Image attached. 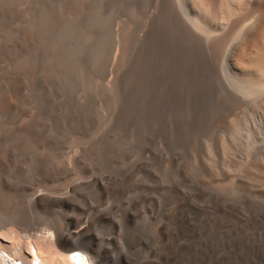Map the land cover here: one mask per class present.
I'll use <instances>...</instances> for the list:
<instances>
[{
	"label": "bare ground",
	"instance_id": "1",
	"mask_svg": "<svg viewBox=\"0 0 264 264\" xmlns=\"http://www.w3.org/2000/svg\"><path fill=\"white\" fill-rule=\"evenodd\" d=\"M13 1L7 0V4ZM45 5L47 10L43 6L31 18L27 14L19 29L4 34L0 42V63L2 58L7 61L11 57L16 75L24 76L34 60L44 53L47 58L42 63V74L35 77L36 85L56 80L54 89L65 82L76 87L75 66L86 61L92 86L102 74L107 76L116 42L112 27L118 17L127 15L129 20L122 38L124 49L116 82L113 86L109 84L110 88L103 84L100 94L92 93L86 102L68 110L65 106H51L49 99L39 97L41 113L31 125L9 129L0 123V140L8 139L0 151V220L4 218L0 221V237L12 239L23 234L24 240L17 247V255L0 247L3 258L0 264H8V256L13 257L12 264H74L70 255L75 252L82 253L83 264H177L175 260L183 257L185 248H217L210 245V238L218 248L230 245L240 248L247 239L252 241L248 248H264L263 209L250 201L245 208L235 209L219 199L190 206L191 197L205 193L204 182L220 179L223 174L203 164L202 177H195L196 186L182 193L181 184L162 173L164 157L157 149V142L166 140L172 120L179 125L191 123L195 132L198 131L209 96H215L218 107L226 110L220 121L224 134L217 140L218 147L232 153L244 151L247 138L256 143L264 141V0H70L67 15L62 17L53 14L54 6ZM90 32L93 36L86 41ZM36 44L42 47L38 55L33 53ZM118 48L115 53H119L121 48ZM27 50L30 53L26 55ZM13 74L0 78V113H12L19 106L17 92L22 81L16 80ZM190 96L196 98L193 115L184 111ZM57 108L69 113L66 115L71 131L66 137L60 134L63 121L49 114L50 109ZM113 111L118 114L110 134L94 142L97 130L105 125ZM51 125H55L56 134L47 136L46 130ZM130 128L138 130V149L146 147L147 152L127 172L114 174L111 164L115 159H124V154L116 155L115 149L122 146ZM73 138L80 144L93 140V145L78 158L67 157V149L75 144L71 142ZM44 144L48 150L41 154L40 147ZM261 149V160L254 166L234 161L232 171L243 175V187L252 184L256 177H264V145ZM184 151L190 159L191 143ZM15 159L21 161L17 167L13 165ZM187 165H183L184 169L181 167L180 182L189 174ZM139 172H144L145 177L136 184L132 177ZM68 177L74 179L58 187L45 183ZM166 184H170L171 193L162 196L161 190ZM134 187H140L142 194L138 200L126 201V191ZM163 198L165 203L161 209ZM134 221L138 227L130 228ZM198 234H204L205 241H199ZM223 235L226 236L222 238ZM229 235L233 236L231 241ZM258 235L262 236L261 241ZM28 239L33 241L27 242ZM66 246L70 249L61 260L46 257L47 252L50 256L60 255L59 250ZM137 247L142 248L139 253L134 252ZM246 259L248 255L219 264H247ZM179 261L178 264H183Z\"/></svg>",
	"mask_w": 264,
	"mask_h": 264
},
{
	"label": "rangeland",
	"instance_id": "2",
	"mask_svg": "<svg viewBox=\"0 0 264 264\" xmlns=\"http://www.w3.org/2000/svg\"><path fill=\"white\" fill-rule=\"evenodd\" d=\"M15 1V0H14ZM9 2L7 4V0H0V42L3 40V36H5L7 33H11L12 31H16L18 30L20 27V25L26 20V16L27 14L30 13V18L31 16H35L38 12V10H41V7L44 6L43 9H45L47 6L45 5L46 3L51 6V8L53 9V14L58 15L59 17L67 15V4L68 1L70 0H16L15 2ZM21 1V2H20ZM23 1V2H22ZM66 1V2H64ZM3 2V5H1ZM19 2V3H18ZM32 2V3H31ZM34 2V3H33ZM58 2V3H56ZM39 3V4H38ZM55 3V4H54ZM63 3V4H62ZM14 5V6H13ZM33 8L32 9V6ZM16 6V7H15ZM29 6V8H27ZM48 6V7H49ZM9 7V8H6ZM40 7V8H38ZM60 7V8H59ZM26 8V9H25ZM59 8V9H58ZM2 9V10H1ZM11 9V10H10ZM24 9V10H23ZM64 9V10H63ZM23 10V11H22ZM36 10V11H34ZM47 10V8H46ZM2 11V12H1ZM13 11V12H12ZM15 11V12H14ZM28 11V12H27ZM56 11V13H55ZM59 11V12H58ZM62 11V12H61ZM67 11V12H65ZM6 12V13H5ZM59 14H58V13ZM8 13V14H7ZM20 13V14H19ZM35 13V14H34ZM24 14V15H23ZM12 15V16H11ZM20 15V16H19ZM23 15V16H22ZM19 16V17H18ZM3 17V18H2ZM7 17V18H6ZM10 17V18H9ZM16 17V18H14ZM121 17V18H120ZM118 17L112 27V31H113V38L116 40V42H114V47L113 50L111 52V57L109 60V64H108V73H107V78L104 76V74H102L104 76H101L99 78H97V80H95L96 82H94V84L92 83V86L89 82L90 78L88 77L89 74V67H88V63L86 61H81L80 63H78V65L81 66H75L76 71H74L75 77L77 76L78 78V83L76 87L72 86V83L70 82H65L62 87H57L54 89V86L56 85V80L53 81V83H44V84H38L36 85L35 80L40 77V75L42 74V65L45 63L47 56H45V54L43 53L42 55L38 56L35 60H34V64L30 65L31 68L29 69V72L23 74L22 75H16L14 73V65L11 62V57H9L7 59V61L4 60V58H2V62L0 63V78L4 77V76H8L13 74V77L18 80L20 79L22 81V86H20L18 88V92H17V100L19 99L20 101L18 102L16 106V108L14 109V111H12V113H0V123H5V125L9 128V129H16V128H24L28 125H31L36 119H38L40 113H41V105L38 101V98L41 97H46L47 99H49V101L51 102V106H65L67 107V110L69 107H74L76 104L78 103H84L87 101V99H89L92 95V93L95 95H98L101 93L104 85H106V87L108 86L109 88L111 86H113V84L116 82L117 78H118V70L120 69V60L123 54V49H124V43H123V29L125 27V25L128 23L129 17L126 15H122ZM22 18V19H21ZM125 18V19H124ZM128 18V19H127ZM8 19V20H7ZM124 19V20H123ZM12 20H14L12 22ZM20 21V22H19ZM118 23H117V22ZM19 22V23H17ZM125 22V23H123ZM17 23V24H15ZM122 23V25H121ZM12 24V26H11ZM19 24V25H18ZM27 24L29 25L30 22H27ZM6 25V26H5ZM118 25V26H117ZM6 28V29H5ZM5 29V30H4ZM114 29V30H113ZM3 30V31H1ZM120 30V31H119ZM119 33V35H118ZM5 34V35H4ZM90 34V35H89ZM89 34L86 35L85 40H89L92 36H93V32H90ZM89 35V36H88ZM88 36V38H87ZM91 36V37H90ZM118 37V38H117ZM120 38V39H119ZM118 39V40H117ZM119 43H118V42ZM123 44H122V43ZM121 43V44H120ZM120 44V45H119ZM118 48V52L119 53H115L117 52L116 49ZM40 46H38V44H36L33 53L37 54L40 53ZM38 52H37V51ZM122 51V53H121ZM37 52V53H36ZM30 50H27V52H25V54H29ZM32 53V54H33ZM113 53V54H112ZM116 55V56H115ZM115 56V58H114ZM41 57V58H40ZM44 57V58H43ZM114 58V59H113ZM44 59V60H43ZM37 60V61H36ZM112 60V61H111ZM115 61V62H114ZM117 61V62H116ZM39 63V64H36ZM10 63V64H9ZM43 63V64H42ZM113 63L115 65H113ZM85 65V67L83 66ZM117 65V66H116ZM36 66V67H35ZM110 66V67H109ZM39 67V68H37ZM114 67V68H113ZM33 68V69H32ZM80 68V69H79ZM39 69V70H37ZM85 71V73H84ZM33 72V73H32ZM5 73V74H4ZM7 73V74H6ZM41 73V74H40ZM4 74V75H3ZM29 74V75H28ZM39 74V75H38ZM80 74V75H78ZM113 78H112V75ZM16 75V76H15ZM28 75V76H27ZM31 75V77H30ZM111 78H110V77ZM34 77V78H33ZM37 77V78H35ZM75 77H73L74 79H76ZM109 77V78H108ZM32 80H31V79ZM71 79L74 81V79ZM24 79V80H23ZM29 79V80H28ZM113 81V83L111 82V80ZM80 80V81H79ZM87 80V81H86ZM111 82H109V81ZM24 81V82H23ZM71 81V82H73ZM84 81V82H83ZM106 81V82H103ZM99 82V85H98ZM101 82V84H100ZM24 83V85H23ZM26 83V84H25ZM35 83V84H34ZM70 83V84H69ZM108 83V85H107ZM46 84V85H45ZM52 86H51V85ZM66 84V85H65ZM68 84V85H67ZM88 84V85H87ZM97 84V85H96ZM104 84V85H103ZM111 86H110V85ZM61 85V84H60ZM95 85V86H94ZM101 85V86H100ZM30 86V87H29ZM58 86V85H57ZM66 86V87H65ZM85 86V87H84ZM99 86V87H98ZM65 87V88H63ZM89 87V88H88ZM93 87V89H92ZM97 87V91L95 88ZM24 88V89H23ZM27 88V90H26ZM30 88V90H29ZM70 88V89H69ZM85 88V89H84ZM99 88V89H98ZM35 89V90H34ZM57 89V91H56ZM76 89V90H75ZM83 89V90H82ZM92 89V90H91ZM24 90V92H23ZM66 90H67V94H66ZM79 90V91H78ZM87 90V91H86ZM39 91V92H38ZM61 91V93H60ZM69 91V92H68ZM81 91V92H80ZM83 91V92H82ZM93 91V92H91ZM41 92V93H40ZM51 92V93H50ZM71 92V93H70ZM80 92V93H79ZM22 93V94H21ZM26 93V94H25ZM62 97H61V95ZM54 94V95H53ZM71 94V95H70ZM78 94V96H77ZM82 94V95H81ZM84 94V95H83ZM87 94V95H86ZM73 95V96H72ZM72 96V97H71ZM86 96V97H85ZM90 96V97H89ZM24 97V99H23ZM66 97V98H65ZM69 97V98H67ZM71 97V98H70ZM89 97V98H88ZM214 97L215 96H209L207 98V101L205 102V109H204V113H203V122L201 124H199V126L197 128L198 129V133L195 132L196 128L193 126V124L191 123H186L183 125H179V124H173V120L171 122V124L169 125V133L167 134V138L166 140L161 139L157 142V149L162 151L163 153V157H164V161H163V169H162V173L168 177H170L174 183H180L181 187L180 190L182 193H187L188 190L192 189L193 186L195 187L197 184V181H195V177L196 179H199L200 176L202 177V167L203 164L208 165L210 167H213L215 169V171L217 170V174H223L221 175L219 178L220 179H215V180H211L208 181L207 183L204 182L202 184V187L204 188L203 190H205V193L203 194H197L196 197H191L189 199V204L190 206H194L195 204H197V202H202V203H210V201L212 199H219V200H223V202L227 205H230L232 207H234L235 209H243L245 208V206L247 205V201H250L252 205H256V207L258 206L259 209H263L264 210V177H256L255 181L252 182V184H250L249 186H244L242 185V180H243V175L242 174H238L240 173V171H232V169L235 166V162L236 161H240L243 165L246 166H254L256 165L258 162V160H261L262 157V149L261 147L264 145V141H258V143H256L257 141L251 140V138L245 139L244 141V145H243V149L246 153L245 157L244 154L241 152H244L242 149L237 150L236 152L231 150H227L225 148H220L217 146V140H219V138L222 136V134H224L222 132V130L220 129V121L222 119V117L225 115V109L223 107H218V105L215 103L214 101ZM82 100L81 102L77 100ZM83 98V99H82ZM97 100H100V96H97ZM212 98V99H211ZM28 99V100H27ZM33 99V100H32ZM25 100V101H24ZM62 100V101H61ZM188 101H185V108L184 111L185 113L188 115L190 114H194L196 110V98H194L193 96H190L188 99H186ZM194 100V101H193ZM68 101V102H67ZM70 101V103H69ZM192 101V102H191ZM74 102V103H73ZM77 102V103H76ZM56 103V104H55ZM73 103V104H71ZM193 103V104H192ZM213 103V104H212ZM24 104V105H23ZM67 104V105H66ZM207 104V105H206ZM70 105V106H69ZM216 106V107H215ZM38 107V108H37ZM40 109V110H39ZM210 109V110H209ZM18 110V111H17ZM63 110V108H57L52 110H49V114L50 116L53 114V118L56 119L57 121H63L61 123V132L60 134H64L62 136L66 137L70 134L71 128L68 125V111ZM30 111V112H29ZM52 111V112H51ZM58 111V112H57ZM218 112V113H217ZM37 113V114H36ZM66 113H68V115H66ZM115 113V114H114ZM209 113V114H208ZM211 113V114H210ZM216 113V114H215ZM220 113V114H219ZM58 114V115H57ZM118 112L117 111H113L111 112V114L109 115L110 117H108V119L106 120V123H104L99 130H97L96 132V136L94 137V142H96L95 140H100L101 137L103 138L105 135L110 134L111 130H112V125L114 126V123L116 121V117H117ZM208 114V115H207ZM8 115V116H7ZM22 115V116H21ZM28 115V116H27ZM114 115V117H113ZM210 115V116H209ZM4 116V117H3ZM36 116V117H35ZM57 118H56V117ZM33 117V118H32ZM208 118V119H207ZM218 118V120H217ZM115 119V120H114ZM215 119V120H212ZM3 120V122H2ZM66 120V121H65ZM68 120V121H67ZM210 120V121H209ZM169 121V120H167ZM110 122V123H109ZM15 123V124H14ZM18 123V124H17ZM217 123V124H215ZM22 124V125H21ZM215 124V125H214ZM13 125V126H12ZM81 125H83L82 123L79 124V127H82ZM108 125V126H107ZM157 125V124H156ZM156 125H154V128L156 127ZM217 125V127H216ZM12 126V127H11ZM107 126V127H106ZM210 126V127H209ZM11 127V128H10ZM53 127V128H52ZM207 127V128H206ZM52 128V130H51ZM67 128V131H66ZM107 130H106V129ZM110 128V129H108ZM48 130H46V135L47 136H52L55 135V125H51L47 128ZM104 129V130H103ZM134 129V130H133ZM209 129V130H208ZM213 129V130H212ZM110 130V131H109ZM96 131V130H95ZM94 131V132H95ZM99 131V132H98ZM109 131V132H108ZM136 131H138L136 128H130L129 131V136L124 137V142L121 143L122 146L117 147L115 149V154L122 156L124 154V159H115L111 164L112 170L114 172V174L119 173V171L122 172H127V170L129 168H131L132 166H134L137 162H139L143 155V153L147 152V149L145 147V150L143 149H138V137L136 136ZM200 131V132H199ZM176 132H178L176 134ZM189 135H188V133ZM100 135H99V134ZM194 133V135H193ZM203 133V134H202ZM221 134V135H219ZM103 135V136H102ZM192 135V137L190 136ZM205 135V136H204ZM175 136V137H174ZM180 136V137H179ZM183 136V137H182ZM212 136V137H211ZM133 137V138H132ZM136 137V138H135ZM178 137V139H177ZM193 137L197 138V139H193ZM199 137V138H198ZM130 138V139H129ZM175 138V139H174ZM185 138V139H182ZM204 138V139H203ZM74 139V138H73ZM71 139L72 143H75V139L73 140ZM191 141H190V140ZM8 139H3L0 140V151H2L4 149V145L6 143ZM168 140V141H167ZM176 140V141H175ZM181 140V141H180ZM204 140V141H203ZM133 141V142H132ZM212 141V142H211ZM91 142V143H90ZM88 143L85 144H80V143H75L73 144L71 147H69L67 149V157H74V158H78L81 156V154H83L85 151H88V149H90L93 145V140L90 141ZM129 142L131 144H129ZM207 142V143H206ZM209 142V143H208ZM248 142V143H247ZM137 143V144H136ZM168 143V144H167ZM179 143V144H178ZM191 143V157L190 159H188L185 155V151L184 149L186 147H188V144ZM201 145H200V144ZM263 145H262V144ZM161 144V145H159ZM166 144V145H165ZM170 144V145H169ZM213 144V145H212ZM258 144V145H257ZM204 145V146H203ZM208 145V146H207ZM249 145V146H247ZM45 146V147H44ZM41 145L40 147V153L41 154H45L48 150V146L44 144ZM91 146V147H90ZM128 146V147H127ZM164 146V148H163ZM200 146V147H199ZM204 147V155H201V149L202 147ZM83 147V148H82ZM88 147V148H87ZM144 147V146H143ZM142 147V148H143ZM172 147V148H171ZM183 147V148H182ZM215 147V148H214ZM43 148V149H42ZM71 148V150H70ZM81 150H80V149ZM87 150H86V149ZM134 148V149H133ZM170 148V149H169ZM217 148V149H216ZM249 150H247V149ZM257 148V149H256ZM46 149V150H45ZM73 149V150H72ZM124 149V151H123ZM126 149V150H125ZM137 151H136V150ZM178 149V150H177ZM216 149V150H215ZM220 149V150H219ZM259 149V150H258ZM77 150V151H76ZM120 150V151H119ZM129 150V151H128ZM140 150V151H139ZM143 150V151H142ZM196 150V151H195ZM210 150H214V151H209ZM242 150V151H241ZM250 150H252L250 152ZM72 151V154H71ZM81 151V152H80ZM134 151V153H133ZM170 151V152H169ZM173 151V152H172ZM178 151V152H177ZM182 151V152H181ZM218 153H217V152ZM230 151V152H228ZM259 153H258V152ZM75 152V153H74ZM80 152V154H79ZM125 152V153H124ZM131 152V153H130ZM195 152V153H194ZM212 152V153H211ZM234 152V153H233ZM250 154H249V153ZM129 153V154H128ZM138 153V154H137ZM166 153V154H165ZM168 153V154H167ZM182 153V154H181ZM194 153V154H193ZM210 153V154H209ZM216 153V155H215ZM237 153V154H236ZM256 153V154H255ZM77 154V155H76ZM177 154V155H176ZM224 154V155H223ZM235 154V155H234ZM248 154V155H247ZM70 155V156H69ZM72 155V156H71ZM127 155V156H125ZM134 155V157H133ZM138 155V156H137ZM141 155V156H140ZM214 155V156H213ZM231 155V156H230ZM261 155V156H260ZM117 156V157H119ZM234 156V157H233ZM248 156V158H247ZM131 157V158H130ZM136 157V158H135ZM209 157V158H208ZM212 157V158H211ZM226 157V158H224ZM233 157V158H232ZM237 157V158H236ZM244 157V158H243ZM140 158V159H139ZM168 158V159H167ZM223 158V159H222ZM229 158V159H228ZM180 161H179V160ZM197 159V160H196ZM213 159V160H212ZM218 159V160H217ZM227 159V160H226ZM236 159V160H235ZM127 160V162H126ZM131 160V162L129 161ZM182 160V161H181ZM223 160V161H222ZM225 160V161H224ZM243 160V162L241 161ZM209 161V162H208ZM230 164H229V162ZM232 161V162H231ZM235 161V162H234ZM257 161V162H256ZM15 162V163H14ZM20 160L15 159L13 160V165L14 167H17L20 164ZM116 162V163H115ZM122 162V163H120ZM124 162V163H123ZM129 162V163H128ZM133 162V163H132ZM136 162V163H135ZM192 162V163H191ZM195 162V163H194ZM201 162V163H200ZM224 162V163H223ZM119 163V164H118ZM219 163V164H218ZM228 165H227V164ZM18 164V165H17ZM122 164V165H121ZM171 164V165H170ZM188 164V170L186 172H188L189 174L186 175L185 179H181L180 182V173H182V170L184 169V166ZM232 164V165H231ZM184 165V166H183ZM198 165V166H197ZM114 166V167H113ZM122 166V167H121ZM168 166V167H167ZM125 167V168H124ZM173 167V168H171ZM176 167V170H175ZM181 167L183 169H181ZM223 167V168H221ZM229 168V169H228ZM124 169V170H123ZM181 169V171H180ZM227 169V170H226ZM191 170V171H190ZM226 170V171H225ZM12 172V171H11ZM14 172V171H13ZM12 172V173H13ZM194 172V173H193ZM198 172V174H197ZM220 172V173H219ZM230 172V173H229ZM232 172V173H231ZM27 174V171L25 172ZM174 173V174H173ZM224 173H228L226 175H224ZM236 173V174H235ZM138 174V175H137ZM140 174V175H139ZM168 174V175H167ZM238 174V178H236ZM140 176V177H138ZM145 177V173L144 172H139L136 173L135 175H133V182L135 180L136 184L139 183L140 180H142ZM141 178V179H140ZM229 178V179H228ZM235 180L233 181L234 183L232 184L231 181L232 179ZM261 178V179H260ZM72 179H74L73 177H68V178H63V179H54V180H49V182H45L47 183V185H49L50 187H58L60 185H64L67 184L68 182L72 181ZM262 180V181H261ZM138 181V182H137ZM214 181V182H213ZM227 181H230L227 183ZM134 182V183H135ZM225 183V184H224ZM185 184V185H184ZM205 184V185H204ZM222 184V186L220 185ZM190 185V186H189ZM216 185V186H215ZM234 187H233V186ZM260 185V186H259ZM169 186V187H168ZM222 188H219V187ZM164 188H162L161 190V195L163 196H167L171 193V187L170 184H166L163 186ZM246 187V188H245ZM250 189H249V188ZM224 188V189H223ZM230 188V189H229ZM233 188V190H232ZM244 188V189H243ZM135 189V190H134ZM208 189V190H207ZM223 189V190H222ZM241 191H240V190ZM238 193H237V192ZM260 191V192H259ZM131 192V193H130ZM216 192V193H215ZM237 193V195H236ZM248 193V194H247ZM254 193V194H253ZM142 194V189L140 187H134L132 189H130L129 191H126L125 193V200H138L139 196ZM211 194V195H210ZM223 194V195H222ZM229 194V195H228ZM239 194V195H238ZM128 195V196H127ZM209 195V196H208ZM254 195V196H253ZM134 196V197H133ZM215 196V197H214ZM231 196V197H230ZM247 196V198H246ZM259 198H258V197ZM263 196V197H262ZM127 197V198H126ZM133 197V198H132ZM213 197V198H212ZM198 198V199H197ZM241 198V199H240ZM249 198V199H248ZM117 199V196H116ZM205 199V200H204ZM235 199V200H234ZM199 200V201H198ZM164 198L162 199L161 202V209L164 208ZM235 203H234V202ZM239 204V205H238ZM15 206V204H13ZM12 205V207H14ZM17 207V206H16ZM4 218H2L0 221H2ZM202 220H204V217L202 218ZM215 221V220H213ZM7 222V221H6ZM136 223V224H135ZM134 225V226H133ZM138 222L134 221L131 222L130 224V228H136L138 227ZM11 229V227H10ZM210 234H207V237H209ZM226 235H223L222 238H224ZM23 234L21 236H17L16 238H12V239H7V238H3L0 237V247L1 248H8L12 251L13 255H17V247L19 246V244L21 242H24L23 240ZM205 235L204 234H198L197 239L199 241H205ZM235 238H238V235H234ZM258 240L261 241L262 240V236L258 235L257 236ZM260 238V239H259ZM187 237L185 239H183L181 241L184 242L186 241ZM233 239V236H228V240L231 241ZM31 239H28L27 242H29ZM26 241V239H25ZM33 241V240H31ZM30 241V242H31ZM180 242V241H179ZM251 239H247L246 243L243 244L240 248H236V246L234 245H230L227 248H218V246L215 244V241L213 240V238H210V245L212 247H217V248H185V251L183 253V259L182 258H176L175 263L178 264V261L181 260L183 262V264H219V263H223L224 261H232L233 258L235 257H240V256H246L248 255V259H246L247 264H264V248H248V245L251 243ZM70 249V246H66L63 249L59 250V254L60 255H55V256H50L49 252H47V256L48 259H55V257L58 260H61L63 258V256L65 254H67V250ZM208 249V250H207ZM210 249V250H209ZM142 250V248H134V252L135 253H139ZM189 251V252H188ZM202 251V252H201ZM188 252V253H187ZM208 252V253H207ZM200 253H203L200 255ZM210 254V255H209ZM29 256V254H27ZM203 255V257H201ZM7 256V255H5ZM189 258V259H188ZM201 258V259H200ZM205 258V259H204ZM196 259V260H195ZM203 259V260H202ZM13 257H6V261L8 262V264H12ZM191 260V261H190ZM202 260V261H201ZM205 260V261H204ZM3 261V258L0 255V262ZM190 261V262H189ZM10 262V263H9ZM180 262V261H179ZM198 262V263H197ZM207 262V263H206Z\"/></svg>",
	"mask_w": 264,
	"mask_h": 264
},
{
	"label": "water",
	"instance_id": "3",
	"mask_svg": "<svg viewBox=\"0 0 264 264\" xmlns=\"http://www.w3.org/2000/svg\"><path fill=\"white\" fill-rule=\"evenodd\" d=\"M71 260L74 264H83V256L80 253L72 254Z\"/></svg>",
	"mask_w": 264,
	"mask_h": 264
}]
</instances>
